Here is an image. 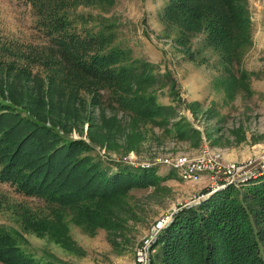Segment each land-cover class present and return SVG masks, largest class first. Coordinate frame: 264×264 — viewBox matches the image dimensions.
<instances>
[{
  "label": "rangeland",
  "instance_id": "374dc122",
  "mask_svg": "<svg viewBox=\"0 0 264 264\" xmlns=\"http://www.w3.org/2000/svg\"><path fill=\"white\" fill-rule=\"evenodd\" d=\"M169 1L75 0L67 7L73 32L83 37L111 34L113 45L125 50L119 58L143 71L139 78L148 71L154 76L131 85L151 97L146 106L150 115H145L137 110L140 102L130 100L120 107L102 87L86 89L76 83L70 98L58 90L49 101L51 84L59 80L54 87L61 85L62 80L54 76L59 61L51 39L30 0H0V230L17 240L25 256L49 264H138L135 252L158 220L169 216L165 229L182 209L199 205L218 190L209 187V177L186 182L178 170L156 159L194 158L207 150L235 168L264 167V0H246L251 42L239 65L243 75L235 73L237 78L225 72L222 58L204 44L203 34L192 35L186 45L177 42L176 28L162 19ZM132 90H124L123 96L131 98ZM151 109L161 110L153 114ZM75 143L87 146L81 152L90 162L154 167L153 179L137 180L116 199H83L77 193L81 202L73 206L66 193L70 184H40L44 193L65 205L18 189L16 178L30 175L36 185L44 171L68 180L71 175L57 171L70 160V152L63 155L66 147ZM56 148L58 157L42 168ZM85 180L78 181L82 185ZM225 211L218 212L220 217ZM163 229L146 248L144 264L156 260L155 242ZM221 231L212 232L217 239L212 257L217 264H229V247L235 242L230 244ZM173 237L177 259L194 264L197 245H189L180 234ZM234 250L239 251L231 254ZM258 250L264 264L262 244ZM248 261L253 264L251 256L233 264Z\"/></svg>",
  "mask_w": 264,
  "mask_h": 264
},
{
  "label": "trees",
  "instance_id": "16d2710c",
  "mask_svg": "<svg viewBox=\"0 0 264 264\" xmlns=\"http://www.w3.org/2000/svg\"><path fill=\"white\" fill-rule=\"evenodd\" d=\"M30 2L35 15L51 39L54 47L53 54L59 61L58 68L53 70L56 71L55 78L56 76L61 77V85L54 87L59 81L54 80L49 91V101L53 100L58 90L65 91V97L70 98L71 85L76 83L79 87L84 86L86 89L102 87L105 92L111 93L112 98L118 102L117 105L120 107L125 106L127 102L130 104V100L133 103L137 101V104L140 102L141 107L137 110L142 114L150 115L146 106L152 104L151 97L147 98L141 92V88L135 87L136 92L133 91L131 85L135 81L138 85L147 79L153 81L154 76L148 71L145 78H139L140 74H144L143 71L137 72L136 67L138 66H133L129 64L130 61L119 58V55L125 54V50L113 45L111 34L103 31L96 34L90 32L83 37L79 36L80 33L73 32L70 29L73 23L72 13L67 7L75 0H30ZM162 17L164 22L176 28L178 43L186 45L192 35L201 33L204 35V44L211 47L222 58L225 72L231 78H237L235 73L243 75L239 65L246 46L251 42V21L246 0H170L162 12ZM119 61L120 64L117 67L112 66ZM124 83H129V87L121 86ZM122 89L123 91L132 90L135 94H132L131 98L123 96L125 91L124 93L119 91ZM160 110L151 109L150 113L159 114ZM83 148H87L83 143L67 146L63 155L70 152V160L60 165L57 171L71 176L76 173L75 179L70 176L66 181L58 180L59 175L44 171L36 185L30 175L16 178L14 181L19 185L18 189L26 195H34L48 202L65 205V202L54 200L55 197L49 191L44 193L40 184L43 182L44 185L46 183L51 186L53 183L62 182L63 187L70 184V189L66 193L70 194L68 202L73 206L81 202L79 197L86 199L88 195L93 198L99 197L102 200L116 199L120 195V190L131 184L137 185V180L153 179L154 167L133 169L121 164L113 165L114 168L112 165L107 167L100 161L90 162L85 157L86 155L82 154ZM57 149L51 152L52 157L45 160L42 168L46 165L49 167L50 160L52 159L53 162L58 157ZM78 152L84 156H79ZM82 178L86 180L81 185L78 180ZM85 189H88V194L84 191ZM77 193L82 195L78 197ZM223 210L226 211L220 217ZM250 215H253V219ZM91 218L94 221L101 219ZM210 219L212 222L209 221ZM218 231L227 236L230 244L237 243L229 247L230 254L227 256L232 260L229 264L246 256H251L253 264H260L261 255L258 250L260 244L263 245L264 250V175L256 180H249L239 188L228 185L218 189L199 205L184 208L178 212L170 225L163 229L157 238L155 242L158 245L156 260L151 264H182L180 258L177 259V253L173 251L172 242L176 240L173 239L175 234H180V237L189 245L191 243L197 245L192 256L194 264H217V260L212 257V249L217 248V239L213 237L212 232ZM235 235L237 236L236 241L234 239L230 241ZM249 238L253 245L249 242ZM12 239L14 238L0 230V264H49L40 262L33 256H25L20 252L17 240ZM194 242H200V245ZM236 248L239 250L238 253L234 250L231 254V251ZM249 262L247 264H251Z\"/></svg>",
  "mask_w": 264,
  "mask_h": 264
},
{
  "label": "built area",
  "instance_id": "2783aa9c",
  "mask_svg": "<svg viewBox=\"0 0 264 264\" xmlns=\"http://www.w3.org/2000/svg\"><path fill=\"white\" fill-rule=\"evenodd\" d=\"M155 162L175 168L178 170L181 179L186 182L199 181L203 176H207L211 180L209 187L214 191L228 185L241 187L242 184L249 180H256L264 175V167L256 168L255 166H250L245 170L242 167L235 168L233 165L222 163L218 155L211 156L210 152L207 153V150H204L194 158L185 156L171 159L159 158ZM203 196L204 194L200 195V198H203ZM168 221V215L158 220L151 233L144 238L142 245L137 248L135 256L138 264L146 262V248L156 239Z\"/></svg>",
  "mask_w": 264,
  "mask_h": 264
},
{
  "label": "bare ground",
  "instance_id": "6f19581e",
  "mask_svg": "<svg viewBox=\"0 0 264 264\" xmlns=\"http://www.w3.org/2000/svg\"><path fill=\"white\" fill-rule=\"evenodd\" d=\"M161 220V219H160Z\"/></svg>",
  "mask_w": 264,
  "mask_h": 264
}]
</instances>
